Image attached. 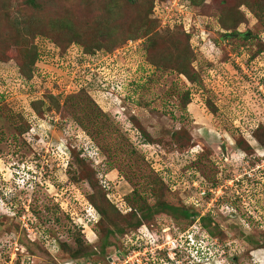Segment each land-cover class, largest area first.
Instances as JSON below:
<instances>
[{
    "label": "rangeland",
    "instance_id": "1",
    "mask_svg": "<svg viewBox=\"0 0 264 264\" xmlns=\"http://www.w3.org/2000/svg\"><path fill=\"white\" fill-rule=\"evenodd\" d=\"M153 1L0 0V264H264V0Z\"/></svg>",
    "mask_w": 264,
    "mask_h": 264
},
{
    "label": "trees",
    "instance_id": "2",
    "mask_svg": "<svg viewBox=\"0 0 264 264\" xmlns=\"http://www.w3.org/2000/svg\"><path fill=\"white\" fill-rule=\"evenodd\" d=\"M157 1L170 2L171 0H154L153 1V8H152L153 15H154V9H155ZM189 1H190L189 5H192V6H193V3L194 4L197 3V2H195V0H189ZM28 2L32 6L38 7V5L36 3V0H28ZM249 4L252 5L253 3L252 4L251 3H247V5H249ZM259 5L262 7V4L260 2H259ZM154 19L158 22V24L160 26H162V22L160 20H158L155 17H154ZM245 36H243V37H245ZM134 40L137 41L138 39L129 40L128 42L134 41ZM86 52H83V54L85 56H87V55L95 56L99 51L98 50H94V48H93V49H86ZM106 54L109 55V54H112V53L106 52ZM179 70L182 72L183 68H179ZM93 85H94V83H93ZM98 109H100V107H98ZM88 111H90L92 113H95L91 109L88 110ZM98 114L99 113H97L96 115H90L89 116V117H91L90 121H93V122H96V123H100V121H101L100 118H102L103 115H101V114L98 115ZM132 120L134 121L133 118H131V122H133ZM203 158H205V156ZM196 178L198 179V176H196ZM94 186H96V185L93 184V187ZM210 198H211L210 196H207L206 201L208 202L210 200ZM109 211L112 213L111 209H109ZM110 212H108V210H107L108 214H111ZM160 212H165V213H168V214L172 215L173 217L181 218V219H185V220H191V219H193V220L195 219L196 220V217L199 216L197 213H190L188 210H184V209L180 208L179 206L177 207V206H173V205H170V204H167V203L159 202L157 204H154L153 206H150V208L145 209V212H142L143 213L142 216H139L137 214L135 216L134 214H132L133 215L132 216V220L131 221L129 220V222L127 224V227L128 228H137V229H139L138 227L143 223V220H151L152 218H154V216H155L154 214L160 213ZM106 219H107V223H109L110 226H112V228L107 229V234L103 238V242H102V244H101V246L99 248L102 254L105 253L106 250L112 245V243L109 242L110 241L109 240L110 237L111 236L113 237L114 235H117V234H122L123 235L125 233V230H126V228H122L121 229L120 226L118 225V221H120L119 219L115 218L116 219V221H115L114 219L106 218V215H103L102 220L106 221ZM213 219L214 218H212V215H208V216H203L201 218V221H203V223H204L203 227L208 230L209 234L211 236L215 237L216 234H217L216 230H218V228H217L218 226L213 227V224H214ZM250 243L251 244H256L257 242L254 239H251ZM95 251H97V250H95ZM92 253L94 254L93 250L91 252L87 253L86 256H89Z\"/></svg>",
    "mask_w": 264,
    "mask_h": 264
},
{
    "label": "built area",
    "instance_id": "3",
    "mask_svg": "<svg viewBox=\"0 0 264 264\" xmlns=\"http://www.w3.org/2000/svg\"><path fill=\"white\" fill-rule=\"evenodd\" d=\"M176 1H180V0H171L170 2H167V6L168 7H170V5L173 3V5L176 3ZM160 2V1H159ZM164 2H160V8L161 9H159V10H156L157 9V7H158V5L159 4H157V7H156V9H154V16L156 17V13H164ZM182 5H184L183 3H181V5L180 6H177L176 7V9L178 8V9H180V10H182V9H187V5H184V6H182ZM173 7V6H172ZM163 8V9H162ZM177 9V10H178ZM169 14H170V9L168 10V11H166V16L163 18L162 16V19L164 20V19H167L168 17H169ZM172 15H175L174 13H171ZM157 18V17H156ZM158 20H160L161 22H162V25H163V20H161L160 18H157ZM129 44H133V42H129ZM115 53H118V51H115ZM110 55V54H109ZM205 194V191H203V193H202V195H204ZM191 245V241H188L187 243H182V242H180V241H177V240H171V241H169V242H167V249H169V252H170V256L169 257H171V259L173 258H175L174 256H172L171 254V250H177V249H179V248H188V246H190ZM164 247V246H163Z\"/></svg>",
    "mask_w": 264,
    "mask_h": 264
},
{
    "label": "clouds",
    "instance_id": "4",
    "mask_svg": "<svg viewBox=\"0 0 264 264\" xmlns=\"http://www.w3.org/2000/svg\"><path fill=\"white\" fill-rule=\"evenodd\" d=\"M170 258V257H169Z\"/></svg>",
    "mask_w": 264,
    "mask_h": 264
}]
</instances>
